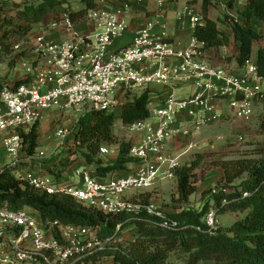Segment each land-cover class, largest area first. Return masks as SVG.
Instances as JSON below:
<instances>
[{
    "label": "built area",
    "instance_id": "2783aa9c",
    "mask_svg": "<svg viewBox=\"0 0 264 264\" xmlns=\"http://www.w3.org/2000/svg\"><path fill=\"white\" fill-rule=\"evenodd\" d=\"M97 1L100 7L77 24L63 15L39 28L32 42L39 64L27 69L31 79L0 87V144L9 160L6 169L13 170L22 184L49 196H69L88 210L111 216L145 210L158 219L160 228L178 230L176 219L155 206L134 203L130 196L152 189L161 179L176 180L173 170L180 163L168 154L167 142L199 133L223 119L227 111L241 121H251L264 93V77L259 75L256 57L235 74L210 65L205 60L206 44L194 35L186 46L174 43L161 13L136 29L130 43L117 48L116 41L131 31L130 5L120 4L121 10L116 11V2L111 9L108 0ZM184 15L193 33L205 24L191 6L185 7ZM153 85L163 87V101L155 103L154 95L151 117L126 127L133 137L130 155L140 163L135 171L104 180L77 162L71 183L59 184L42 170L22 168V158L30 159L23 153V134L49 111L76 108L83 114L115 113ZM185 87L193 92L180 97L178 91ZM72 132L62 127L55 131L58 147L65 146ZM113 153L110 145H103L99 157ZM220 190L229 192L224 186ZM204 222L216 229V210L211 209ZM99 232L100 228L44 221L30 208H0V264H86L105 248Z\"/></svg>",
    "mask_w": 264,
    "mask_h": 264
},
{
    "label": "trees",
    "instance_id": "16d2710c",
    "mask_svg": "<svg viewBox=\"0 0 264 264\" xmlns=\"http://www.w3.org/2000/svg\"><path fill=\"white\" fill-rule=\"evenodd\" d=\"M108 1L129 5L128 0ZM79 2L82 7L73 10L69 0H25L12 7L9 1H0V57L13 56V40L26 38L47 25L48 16L58 20L67 15L77 24L90 11L100 7L97 0ZM190 3L200 4V14L205 20V24L197 28L193 35L206 44V50L213 49L219 61L227 65L234 61L237 68L242 69L252 58L256 44L264 41V0H246L245 8L237 11L236 15L222 12L215 19L211 18V13L221 10L217 0H191ZM234 4V0L228 3L230 9H234ZM220 25L229 27L234 45L232 39L221 31ZM223 48L231 49L233 56L222 58ZM256 63L259 75L264 77V45L257 47ZM153 97V93L146 90L140 96L129 99L118 115L96 110L84 113L71 137L79 143L77 150L58 155L38 170L44 171L59 184L71 183L70 174L77 163L75 156L79 155L100 179L119 178L130 172L140 163L130 155L131 142L115 134V124L119 120L123 126L129 127L148 120ZM257 102L264 103V93ZM40 136L39 123L27 135L23 134V153L26 156L35 154ZM103 145L119 146L113 165H105L99 157ZM203 160L204 156H201L192 164H180L173 170L177 184L176 202L181 208H176L180 210L178 213L166 214L179 222L180 227L175 231L160 228L158 219L145 210L137 214L111 216L88 210L66 195L49 196L22 184L11 169L0 173V208L12 211L30 208L44 221L100 228L99 239L105 248L88 258L86 264H171L169 260L173 254L182 257L186 264H264V162L239 158L214 164L222 170L223 186L228 190L233 187V190L224 194L220 187L217 193L214 189L208 190L203 192V196L213 202L217 216L230 212L241 215V218L229 228L218 226L211 229L204 219L212 207L209 210L208 206L201 210L182 207L189 204L198 191L195 172L202 166ZM245 193L249 195L247 198L243 197ZM130 201L154 206L150 193H134ZM126 228L133 230L130 239L121 235Z\"/></svg>",
    "mask_w": 264,
    "mask_h": 264
},
{
    "label": "rangeland",
    "instance_id": "374dc122",
    "mask_svg": "<svg viewBox=\"0 0 264 264\" xmlns=\"http://www.w3.org/2000/svg\"><path fill=\"white\" fill-rule=\"evenodd\" d=\"M9 1L11 6L21 4L25 0H0ZM73 10H78L82 7L79 0H69ZM221 4V10L213 11L212 18H216L219 13L229 12L236 15L237 11L246 5V0H234V9H230L228 3L231 0H217ZM167 4H170L169 2ZM181 6L178 11L172 12L169 16L164 15L168 36L171 38L174 27L179 23H186V26L181 30H187L188 20L184 15L182 1H179ZM200 13V11H198ZM52 19V18H51ZM180 20V21H179ZM183 21V22H182ZM228 32V31H226ZM33 34L26 38L14 39L15 53L8 58L0 57V87L15 85L22 80L31 79L28 76L27 69H34L38 66L37 54L33 45ZM173 36V35H172ZM20 46L16 49V46ZM262 43L256 44V48ZM226 57L233 54V51L225 50ZM217 62H219L217 60ZM26 65L24 67L23 65ZM226 64V63H224ZM30 75V74H29ZM156 87V86H152ZM192 94L190 87H185L178 91L180 97H186ZM159 95V94H158ZM127 103V101H126ZM121 112L119 109L117 115ZM83 115L82 110L76 108L70 109H54L46 113L44 119L40 124V139L39 145L34 155L28 158H22V168L33 171L46 167L54 158L62 153L68 151H76L77 144L73 140L72 135L78 123L79 118ZM224 118L215 121L210 126H207L197 134H192L187 138H182L179 145L181 149L176 153L180 164H192L197 161L199 157L204 156L202 166L195 172L198 181V191L195 193L189 204L182 206L191 209H205L208 206L213 209V202L209 197H204L203 192L223 187L222 184V170L215 167V163L224 160H235L239 158H251L258 162H264V103H258L254 107V115L251 121L244 122L235 118L229 111L224 113ZM67 128L71 136L66 139L65 146L58 147L59 140L55 135L58 128ZM115 134L127 142L133 141L132 135L128 133L126 127L118 120L114 128ZM192 143V144H190ZM190 144V145H189ZM112 146V145H110ZM188 147L190 148L188 151ZM194 147V148H193ZM77 162L84 163V160L79 155L75 156ZM105 160V159H104ZM9 160L6 155L5 147L0 144V172L6 169ZM73 180V179H72ZM75 180H78L75 178ZM238 185V184H236ZM233 187H229V192ZM153 195L154 206L167 213H174L176 208H181V205L176 202L177 197V184L175 180L164 178L161 179L152 189L142 191ZM207 202H210L207 205ZM241 215H235L227 212L224 215L218 216V226L223 228L231 227L236 220L240 219ZM133 230L126 228L122 231V237L126 239L131 238ZM171 264H186L184 259L178 255L173 254L170 257ZM202 264H213L205 262Z\"/></svg>",
    "mask_w": 264,
    "mask_h": 264
},
{
    "label": "crops",
    "instance_id": "0c3cea01",
    "mask_svg": "<svg viewBox=\"0 0 264 264\" xmlns=\"http://www.w3.org/2000/svg\"><path fill=\"white\" fill-rule=\"evenodd\" d=\"M179 1H182L183 7L191 6L193 8V10H195L197 12L200 11V4H191L190 3L191 0H173V1L172 0H157V1H154V0H128L129 5H130V13L128 14V22L131 26V31L125 37L116 41V47L121 48V47L125 46L126 44L130 43L136 29H139V28L145 26L157 14L161 13V14H164L166 16H169L172 12L178 11V9L181 8ZM168 2L170 4H167ZM106 6H108V8L115 9V5L113 4V2L111 3V1H109V3ZM245 6L243 8H241L240 10H243L245 8ZM118 10H121L120 4L116 3V11H118ZM51 18H52L51 16H48L47 22H50L52 20ZM185 26H186V23L177 24L172 31L173 36L171 35V40L174 43L179 44L181 46H186L189 39L193 35V31L190 27L189 20H188V26H187L188 28H186L187 30L186 31L181 30V28H183ZM219 27L223 33H225L227 36H229L232 39V35L230 33L228 26L220 25ZM226 31H228V32H226ZM232 45H234L233 39H232ZM225 50L232 51L231 49L223 48L222 52H221L222 58H226ZM256 52H257V48L255 46V49L253 52V57H256ZM233 54L229 55L228 57H232ZM205 60L210 65H212L214 67H220V68H223L226 70L234 71L235 74H239L241 72L240 69L237 68V65L234 61L230 65L224 64L222 61H219L216 58L215 51L213 49L206 50ZM217 60L219 62H217ZM150 91L157 98L155 103L158 104V103H161L163 101V98L165 96L163 87H160V86L151 87ZM182 138H179L177 140H171V141L167 142V147H166L167 152L173 158H176L175 156H176L177 152H178V154L180 153L179 150L181 149L182 145H179V141L183 140ZM190 144H192V143H190ZM111 147H112L113 152H114L112 155L100 157L102 162L105 165H113L117 160V157L119 154V146H111ZM190 148H192V147H188L187 151ZM179 163H180V161H179ZM136 167H132L131 171H135ZM178 212H180V210H174V213H178Z\"/></svg>",
    "mask_w": 264,
    "mask_h": 264
}]
</instances>
